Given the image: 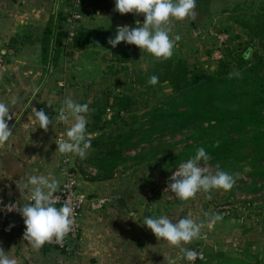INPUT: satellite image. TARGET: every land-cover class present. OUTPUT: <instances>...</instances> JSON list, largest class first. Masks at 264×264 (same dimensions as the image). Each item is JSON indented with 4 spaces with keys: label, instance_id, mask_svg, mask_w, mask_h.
I'll return each mask as SVG.
<instances>
[{
    "label": "rangeland",
    "instance_id": "374dc122",
    "mask_svg": "<svg viewBox=\"0 0 264 264\" xmlns=\"http://www.w3.org/2000/svg\"><path fill=\"white\" fill-rule=\"evenodd\" d=\"M83 3L82 0L80 7L82 15ZM196 4L197 17L193 25L188 20H177L179 25L172 28L170 35L181 37L176 44L172 58L182 59L190 67L206 71L201 86L189 91L190 96H196L197 106L215 110L214 113L217 111L227 113L237 108L238 104L224 101L223 97H207L209 93L207 88L224 86L238 94L245 89H251L257 85L258 81H264V39L256 44L248 30V27L259 23L254 17L263 7L264 0H196ZM66 6L64 12L68 11L70 5L67 3ZM58 15L60 23L66 29L68 27L66 18L62 16V13ZM82 21L83 19L76 24L77 29L82 27L86 29ZM117 23L123 26L124 20ZM260 23L264 27V20ZM224 31H229L230 37L223 46L222 58L218 59L214 55V47L217 35ZM102 34L105 38V33ZM95 37L101 39V35ZM119 45L122 46L121 43L117 46ZM107 46L104 47L108 50L104 51L101 57L105 65L104 75L93 81L85 82L86 94L84 100L80 102L88 104L89 107L87 131L90 134L91 148L86 158L82 159L73 154L74 161L90 179L89 167H93L91 160L97 158L98 155V149L93 143L96 137L102 135L104 139L115 140V138L118 139L116 135H119L124 140L122 142L123 153L127 160L117 168L114 177L123 174L119 181L124 185V191L145 186V189L156 190L159 197L163 195L158 207H150V201L145 202L146 207H142L143 215L139 214V219L142 220L163 214L173 219L190 217L197 222H206L208 219L206 213L209 215L222 214L219 207H216L217 203L232 199L237 207H234L229 214H222L223 219L216 222L211 230L204 227L202 229L204 239L193 240L184 245L188 249L195 248L204 254V258L197 259L195 264H213L223 259L225 255L231 254L233 241L236 240L239 228L241 233L244 232L241 226L247 225L248 220L254 219L257 214H262L264 207L254 206L264 203V174L257 172L264 169V138L258 139L254 136V126L240 127L237 122L219 123L213 120L212 127L207 126L206 122L194 125L188 123L169 131H161L150 140H142V131L149 125L148 113L154 107L167 106L182 109L184 105L174 100L178 96L173 93L169 84L158 82L151 85L148 83L151 76L159 77L160 70L156 69L157 59L146 50L140 53L136 51L139 48L134 45L132 48L134 55L130 54L125 62H118L108 43ZM249 49H251L250 57L245 59V53ZM73 50L72 40L65 37L59 58L53 64V70L61 76L66 72V66L64 62L61 63L60 58L63 59L64 55L69 56ZM117 57L120 58L118 55ZM38 61L36 59L33 61L32 72L38 77L34 81L33 92L37 89L39 91L44 79L48 78L47 75L42 79L41 57ZM249 92L254 94L256 91ZM262 94H264V88L257 95ZM124 97H127V101L130 102L129 108L123 111L121 117L115 121L105 120L107 116L117 114V107L110 104ZM243 97L244 95H241L237 99H243ZM251 101L252 99L249 98L248 102ZM257 109L264 113V103L259 104ZM100 114L102 118H97L96 116ZM130 128L133 133H129ZM227 136L238 139L233 153L228 157L210 159L207 166L215 170L216 165H219L222 170L238 176L236 181H240V185H234L229 191L213 189L210 193L211 199H206L204 193H199L204 202L199 200L192 204L193 207L190 206L191 199L179 200L174 193L165 192V180L178 168L180 163L192 157L186 150L189 145L199 146L201 143L219 141ZM201 164L203 165L204 162L202 161ZM242 176H247L248 179L243 181ZM203 204L207 207H203ZM124 206L126 207H121L124 209V217L121 219H136L137 216L132 213L137 210L135 201L132 199V205L125 204ZM145 234L146 236L154 235L150 229H146ZM250 241L255 243L257 239L254 238L253 241L250 239ZM225 245L229 248L227 252L222 251ZM156 247V250L159 249L161 252H163L162 249L174 252L176 264H191L175 246L161 244Z\"/></svg>",
    "mask_w": 264,
    "mask_h": 264
},
{
    "label": "crops",
    "instance_id": "0c3cea01",
    "mask_svg": "<svg viewBox=\"0 0 264 264\" xmlns=\"http://www.w3.org/2000/svg\"><path fill=\"white\" fill-rule=\"evenodd\" d=\"M83 1L82 23L86 28H117L122 26L117 23L122 20L124 25L133 27L136 20L143 23V14L121 15L116 12L115 0ZM67 3L68 0H0V102L9 105L13 116L8 122L13 136L0 146V247L18 264H169L170 260L176 264L174 252L156 250L157 245L169 243L155 235L146 236L145 231L149 229L143 225L144 220L139 219V214L143 215L142 207H146L145 202L150 201V207H158L163 195L159 197L156 190L145 189V186L124 191V185L119 181L123 174L109 180H91L78 167L73 154L65 155L56 150L58 136L65 135L69 127L55 119L63 100L71 96L80 103L86 94L85 82L104 75L105 65L101 57L108 46L103 34H100L101 39L93 37L86 46L60 58L66 66L62 76L53 70V64L48 78L42 73V79H45L32 101L34 81L38 78L32 72L33 61L40 57V38L51 16L58 18L59 13L65 14ZM177 24V20H173L171 28ZM136 51L143 52L141 49ZM13 98L17 100L15 106L11 104ZM29 101L37 110L43 109L52 117L53 123L47 132L38 125L23 126L29 122L31 114L25 107ZM65 156L70 157L78 175V190L84 197L79 220L80 237L75 249L70 251L47 245L36 249L23 239L25 225L22 216L16 211L7 212L5 206L26 202L16 183L26 184L31 175L51 174L61 184ZM89 170L91 176L94 175L95 169L89 167ZM199 198L198 193L191 199L190 206L199 200L204 202ZM132 199L137 208L132 213L137 218L123 220L124 209L121 207L132 205ZM203 207H207L206 204ZM254 207H264V203ZM9 225L13 226L9 229ZM241 227L244 232L241 233L239 228L231 254L225 255L224 259L264 264V208L261 215L257 214ZM254 238L257 239L255 243ZM227 250L229 248L225 245L222 251Z\"/></svg>",
    "mask_w": 264,
    "mask_h": 264
},
{
    "label": "clouds",
    "instance_id": "9594fccd",
    "mask_svg": "<svg viewBox=\"0 0 264 264\" xmlns=\"http://www.w3.org/2000/svg\"><path fill=\"white\" fill-rule=\"evenodd\" d=\"M196 0H115V11L123 14H143V23L135 21V26H117L114 38H109L107 43L115 48L119 43L135 45L141 50H146L157 60L170 59L174 53L177 42L181 39L179 35L172 37L171 23L173 20L194 22L197 17L195 11ZM251 49L245 53V59L250 57ZM239 75V73H237ZM159 77L153 75L148 83L155 85ZM33 100H35V92ZM32 101L25 106L30 109L28 123L23 124L25 128L38 125L45 132L53 119L43 109L37 110ZM17 103L16 98L11 100L12 106ZM88 104H81L71 98L65 97L62 106L59 108L55 119L58 122L69 125L65 135L56 141V150L61 154H74L80 158H86L91 148L90 134L87 131ZM13 119L12 110L8 104L0 102V146L13 136L9 127V121ZM36 127V128H37ZM211 159L204 148H198L195 155L185 162L179 164L178 168L168 178L169 183L166 191L175 194L179 200L188 201L194 199L198 193H204L206 199H211L213 189L231 190L238 176L226 172L216 165L215 170L207 166ZM204 162L202 165L201 162ZM17 189L24 197L25 203H9L5 206L7 212L16 211L22 218L25 225L23 239L34 248L39 249L45 243L55 239L62 242L71 232L75 224V210L71 203L65 202L57 207L60 197L56 195L60 191V181L49 175H31L24 185H18ZM207 221L197 222L190 217L170 218L167 215L158 217H146L143 225L155 235L157 239L166 240L169 245L175 246L183 253V257L195 264V261L203 259V253L190 250L184 245L193 240L204 239L202 229L207 227L211 230L216 222L223 219L222 214L212 213ZM175 221V222H174ZM13 225H9V229ZM0 264H18V261L7 255V252L0 247ZM169 264H175L170 260Z\"/></svg>",
    "mask_w": 264,
    "mask_h": 264
},
{
    "label": "trees",
    "instance_id": "16d2710c",
    "mask_svg": "<svg viewBox=\"0 0 264 264\" xmlns=\"http://www.w3.org/2000/svg\"><path fill=\"white\" fill-rule=\"evenodd\" d=\"M254 19L259 21V23H257L255 26L248 27V30L253 37V41L257 44L260 42V40L264 39V27L260 23V21L264 20V4L263 7L260 8V12L255 15ZM224 32H227L230 37L229 31ZM102 33H105V38L108 41L109 38L115 37L116 27H98L95 29H84L82 27L80 29H77L75 34L71 38L72 48L80 49L86 46L91 38ZM65 37H68V31L63 28L62 23H60L59 15L58 18L56 17V15L51 16L48 25L44 29V32L40 38V57L43 62V76H46L49 73L50 66L54 64L59 58L60 48L62 47V42ZM108 45L111 47L110 44ZM121 45L122 46L119 45L115 48H111L113 54L116 56L115 60L118 62H125L128 60L134 45L126 44L124 42H121ZM117 55L120 56V58H118ZM156 69L160 70L159 82L169 84L173 93L177 94L178 96V98H174V100L177 101V103L183 104L184 107L182 109L167 106L154 107V109L148 113L149 125L142 131V140H150L155 134L161 133V131H169L175 129L179 125L182 126L188 123L194 125L198 123L203 124L206 122L207 126L210 125L212 127L213 120L219 123L237 122L238 126L240 127L254 126V136L258 139L264 138V113L257 109V106L259 104L264 103V94L257 95L259 91L263 90L264 81H258L257 85H255L251 89H245L242 93L238 94L229 87L224 86H211L207 88V90L209 91V93H207V97H223L224 101H230L233 103L236 102L238 104L237 108L231 109L227 111V113H221L219 111L214 113L213 111L215 110H207L197 106L196 96L192 97L189 94V91L201 86L200 84L203 80V77L206 75L205 70L197 69L195 67L192 68L184 60L174 59L172 57L167 60H157ZM252 90H255L256 92L254 94L250 93L249 91ZM241 95H244L243 99H237ZM249 98L252 99L251 102H248ZM118 100L119 101H113L110 104L111 106L117 107V114L111 115L110 117L107 116V119L105 120H107L108 122H113L117 118L121 117L122 112L126 111L130 106V102L127 101V97H124L123 99L119 98ZM96 117L102 118L101 114ZM129 133H133L132 128H130ZM116 137L118 139H104L102 135H100L98 138L96 137L95 141L93 142L95 144V147L98 149V155L97 158L91 160L92 166L95 169L94 175L90 177L91 180L112 179L116 174L117 168L127 160L123 153L122 142H124V140H122L119 135H116ZM237 142L238 139L227 136L223 137L219 141H214L211 143H201L199 146L189 145L186 150L193 157L196 150L202 147L206 150L211 159H219L222 157L230 156L233 153L234 145ZM257 172L259 174H264V169ZM249 174L251 175V173ZM45 245L57 248L54 245H48L46 243L43 247H45ZM58 250L66 251L61 249ZM213 264L259 263H250L243 260L223 258Z\"/></svg>",
    "mask_w": 264,
    "mask_h": 264
},
{
    "label": "built area",
    "instance_id": "2783aa9c",
    "mask_svg": "<svg viewBox=\"0 0 264 264\" xmlns=\"http://www.w3.org/2000/svg\"><path fill=\"white\" fill-rule=\"evenodd\" d=\"M81 2L82 0H68V4L70 6L68 8V11L65 12L64 16L66 18V21L68 22V27L66 28V30L68 31V37L70 39L73 37V35L75 34L77 30L76 24L79 23L83 17L82 13L80 12ZM228 38H229V35L227 32H221L220 34L217 35V41L214 47V55L218 59L222 57V49L226 41H228ZM61 85H63V83H61ZM61 136L62 135H59L58 139ZM62 169L64 173V178H63L62 183L60 184V191L56 193V195L60 197V200L56 204V206L60 207L65 202L71 203L75 210V224L73 225L71 232L64 238L62 242L58 243L55 241V239H53L52 242L46 243V244L54 245L58 249H61V250L70 251L72 249H75V246L77 245L79 237H80L79 220H80L82 209H83L84 197L81 195V193L78 190V187H77L78 186V175L73 165L71 164V160L69 156H65L63 158ZM241 178L243 181L244 180L246 181L248 179L247 176H242ZM169 183H171V181L169 179H166L164 182V185H165L164 190L168 188ZM240 184H241L240 181L238 182L236 181L235 183V185H240ZM216 207H219V210L222 214H229L231 210H233L234 207H237V205L231 199L229 201H220L219 203H217ZM190 250L201 252L199 250H196L195 248H191ZM203 258H204V254H203Z\"/></svg>",
    "mask_w": 264,
    "mask_h": 264
},
{
    "label": "water",
    "instance_id": "95a60500",
    "mask_svg": "<svg viewBox=\"0 0 264 264\" xmlns=\"http://www.w3.org/2000/svg\"><path fill=\"white\" fill-rule=\"evenodd\" d=\"M196 30H198V29L196 28Z\"/></svg>",
    "mask_w": 264,
    "mask_h": 264
}]
</instances>
